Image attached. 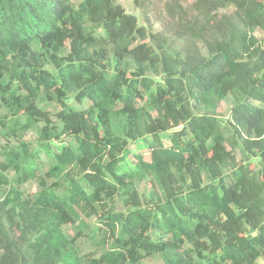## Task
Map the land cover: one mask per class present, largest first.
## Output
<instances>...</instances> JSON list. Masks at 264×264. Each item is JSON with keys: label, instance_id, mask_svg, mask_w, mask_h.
Masks as SVG:
<instances>
[{"label": "trees", "instance_id": "obj_1", "mask_svg": "<svg viewBox=\"0 0 264 264\" xmlns=\"http://www.w3.org/2000/svg\"><path fill=\"white\" fill-rule=\"evenodd\" d=\"M133 2L157 29L115 0H0V98L25 118L7 128L38 126L45 149L75 142L52 153L42 175L25 141L0 150V183L10 186L0 195V264L264 256V42L255 35L264 0ZM228 95L222 120L217 107ZM72 97L88 105L76 108ZM142 179L147 197L136 187ZM29 180L38 190L24 198L17 186ZM81 214L101 228L87 261L61 229Z\"/></svg>", "mask_w": 264, "mask_h": 264}, {"label": "rangeland", "instance_id": "obj_2", "mask_svg": "<svg viewBox=\"0 0 264 264\" xmlns=\"http://www.w3.org/2000/svg\"><path fill=\"white\" fill-rule=\"evenodd\" d=\"M115 2L119 3L123 6V8L129 12L136 15L138 22L140 24H144L147 27H151L150 29H157L159 27L158 22L154 20V18L148 13L146 14L141 8H137L134 5L133 0H115ZM255 35L264 42V31L261 29H256ZM48 68H51V65H47ZM70 105H73L76 108L85 107L88 105L87 101H83L82 103H78L73 97L68 100ZM234 103V98L231 95H228L224 100L219 103L217 107V115L222 120L226 119L229 115L230 108ZM39 105H44L48 107L50 110L56 109V104L53 102H46L42 98H39ZM19 119L21 122L25 120L24 116L17 115L11 116L10 111L4 105L0 98V150L6 147H14L16 148L18 143L21 141H25L31 152V164L36 168L37 174L42 175L43 171L46 170L51 164L53 158L52 153L59 152L62 144H69L75 148V142L69 137H63V141L59 140H49L47 142V148L43 147L38 140V126L34 125L32 128L27 129L23 133H18L14 130H9L7 127L11 124L14 119ZM38 125H41L39 123ZM164 143H167V139L163 137ZM131 148L135 151H144V142H134L131 144ZM229 148V146H228ZM236 155L237 159L242 157L241 152L236 149L233 151ZM252 162L255 163L256 166H259V160L257 158L252 159ZM4 176L8 178L13 176L12 171H4ZM204 180L209 181L212 180L209 178L207 174L204 175ZM0 195L5 192L10 186L7 183H0ZM136 187L141 194V196L147 197L150 192V186L146 179L138 180L136 182ZM19 193L25 198L35 193L38 190L37 183L34 180H29L22 185L17 186ZM57 193H63L62 189H57ZM117 207L121 208L122 200L120 198L116 201ZM62 231L69 238H76L74 243V251L77 257L82 261H87L89 258L94 257L97 250L98 245L95 242L94 238H98L101 235L100 225L97 223V220L94 216L86 217L84 215H80V219L76 221L74 224H62ZM252 231H249L251 234ZM257 264H264V256L259 257L256 260ZM140 264H165L164 259L159 254L151 255L145 258Z\"/></svg>", "mask_w": 264, "mask_h": 264}]
</instances>
